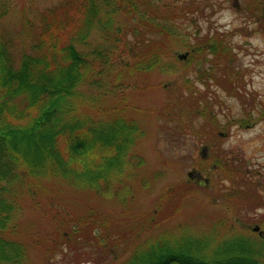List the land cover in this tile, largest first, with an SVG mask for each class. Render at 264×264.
Instances as JSON below:
<instances>
[{"label":"trees","instance_id":"trees-1","mask_svg":"<svg viewBox=\"0 0 264 264\" xmlns=\"http://www.w3.org/2000/svg\"><path fill=\"white\" fill-rule=\"evenodd\" d=\"M25 3L32 10L27 21L34 29L15 38L16 29L8 27V19L17 4ZM35 3L0 0V264H30V245L17 236V197L23 191L38 193L40 184L50 190L66 186L89 201L111 200L126 212L113 217L91 206L76 218L68 213L59 216L57 240L46 249L49 254L62 243L77 240L81 248L98 246L106 253L105 262L108 253L116 258L119 250L127 251L116 264H264V238L245 237L234 231L233 223L218 222L207 231L192 233L174 220L158 230L197 195L193 182H172L142 212L130 213V202L148 193L162 173L148 167L144 152L138 150L145 129L129 111L145 110L128 104L124 96L110 103L113 97L107 95L129 85L136 72L176 71L175 86L191 90L168 92L181 94L185 103L174 110L190 116L192 129L206 128L218 136L219 126L209 121L213 114L203 108L200 88H212V82L218 86L221 78L234 82L240 77L229 67L230 51L220 30L214 29L207 40L201 34L191 42L201 31L197 16L212 10V3L58 0L39 7ZM127 47L130 60L116 51ZM178 48L187 51L186 58L177 56ZM114 55V63L120 65L114 68L118 70L114 79L110 72L99 90L85 88L111 68ZM208 153L215 167L228 166L226 178L234 180L235 158L223 163L213 144ZM205 161L202 156L200 170L209 169ZM236 191L227 194L230 205ZM216 225L225 232H217Z\"/></svg>","mask_w":264,"mask_h":264},{"label":"rangeland","instance_id":"rangeland-1","mask_svg":"<svg viewBox=\"0 0 264 264\" xmlns=\"http://www.w3.org/2000/svg\"><path fill=\"white\" fill-rule=\"evenodd\" d=\"M56 1L58 0H36L35 6L39 7L41 4L47 5ZM198 1L203 4L212 3V10L206 9L205 16H201L203 14L197 16L200 18L197 23V26L200 24V34H208L220 28L234 31L242 25L241 20L244 14L241 13L243 12L236 9L230 10L233 0ZM238 2L240 5L247 4L248 1L238 0ZM32 16V10L27 3L16 5L8 19V27L16 29L13 35L15 38H20L21 32L24 35L34 29L31 22L27 21L32 19ZM259 18L261 22H264V17ZM253 27L256 29L257 25H251L249 22L244 26L247 29H244L245 32L241 36L236 34L232 37L236 50L239 52L237 61L243 68L240 90L236 88L235 82L221 78L220 85L217 86L212 82V88L201 86L199 91L203 94L201 95L203 108L207 107L208 111L210 109L212 111L213 115L209 121L219 126L218 136H212L206 128L192 129L188 124L191 122V119H188L190 116H186L185 113L179 116L174 110L177 106H184L185 103L181 94L168 92L172 88L181 90L185 94H187L186 91L191 90L188 86L186 90L184 87L175 86L173 80L177 77L176 71L160 72L152 69L144 73L136 72L130 75L133 77L129 79V85L116 93L113 91L114 96L107 95V97H113V100H109L110 103L124 96L128 104L145 110V113L129 111L130 115L139 118L145 129V135L142 142L138 144V150L144 152L148 167L162 173L148 193H141L130 202V213L142 212L150 206L153 198L159 196L163 188L172 182L187 180L198 186V193H195L197 195L190 197V200L188 199L180 211L173 216L174 218L169 219V224L160 226L158 230L172 225L174 220L186 225L192 233L207 231L218 222L225 223V226L229 222L233 223V227L235 226V232L253 240H263L261 238L264 236H260L252 227L257 224L264 230V26L262 28L259 26L257 32ZM250 29H252L250 33L246 32ZM200 34L197 33L195 39L200 37ZM207 37L204 38L207 40ZM193 41L192 38L191 42ZM182 50L178 48L177 52L181 53ZM116 51L124 60H130V47L118 48ZM114 56L111 63L115 62L116 55ZM171 57L175 60L174 56L171 55ZM118 67L120 65L114 63L111 68H106L98 76L96 82L85 83L84 87L94 91L99 90L106 80V74L111 72L112 81L115 72L118 71L114 68ZM167 84L168 86H165ZM144 85L147 87L144 88ZM181 120L182 123L179 122ZM205 126L208 127V125ZM226 130L229 131L225 139L220 133ZM210 144L215 145L222 157L224 152L229 156L231 152L233 157H236V162L233 164H236L238 172L234 174V180L228 181L226 178L228 166L226 169L214 166L212 159L208 158L209 153L206 154L208 156H203L206 160L203 164L208 165L209 169H201L202 171L199 169L203 154L201 148L209 147ZM225 147L227 150H223ZM229 161L231 158L228 159ZM247 168L248 173L245 172ZM192 169L200 175L189 178L187 174ZM247 182H252L250 188L254 192L249 193L246 192L247 189H242L248 187ZM40 185L42 189L38 193L32 195L23 191L17 197V236L19 235L30 245V264H96L99 259L102 263L97 264H116L125 257L127 251L119 250L116 258L112 252L108 253L105 262L106 253L98 246L92 244L81 248L78 247L80 244L77 240L69 245L62 243L53 253L46 252L52 240H57L54 235H57L55 226L59 216L63 218L64 214L68 213L76 218L87 213L91 206H96L99 209L97 211L111 213L113 217H123L126 212L119 205L110 203L111 200L99 202V199L93 198L91 202L86 200L82 193L71 192L72 190L66 186L60 185L50 190L43 184ZM233 189L237 190L236 197H234V204L230 205L227 194ZM233 206H238V211L232 208ZM184 225L181 228H184ZM216 226L217 232L224 230L221 225ZM223 232L218 233L219 236ZM220 238L222 239V237L216 239ZM122 247L123 245L119 249ZM86 251L87 255H85Z\"/></svg>","mask_w":264,"mask_h":264},{"label":"flooded vegetation","instance_id":"flooded-vegetation-1","mask_svg":"<svg viewBox=\"0 0 264 264\" xmlns=\"http://www.w3.org/2000/svg\"><path fill=\"white\" fill-rule=\"evenodd\" d=\"M247 1H248L247 4H240L239 5L238 0H233L230 4V7H231L230 10H232V9L240 10L241 12H243L241 14L242 15L244 14L242 16V20H241V22L243 21L242 25H240L239 28L234 29V31L223 30L220 28V33H223L226 35L225 39H226L227 44L229 46V47L227 46L228 50L230 51V54H229L230 57L228 59L229 67L232 71L237 72L239 77H240L234 81L237 84L236 88L238 90H240V87L242 86L241 76H243V68L239 65V62L237 61L239 52H238V50H236L235 44L232 41V37L236 34L241 36V34H243L245 32L244 29H247V28H244V26L247 25L249 22L251 23V25H257L256 29H254L255 27H253L255 32H257V29H259V26H260V28H262V26H264V22H261L260 18H259L260 16L264 17V0H247ZM253 2L255 3V7L250 9V4ZM260 5H261L262 9L260 8ZM258 14H260V16H258ZM204 16H205V14H204ZM251 30L252 29L247 30L246 32L250 33ZM211 33L212 32H209L208 34L205 33L202 36H209L210 37L212 35ZM263 34H264V31H263ZM193 42H195V38H194ZM183 51H186V50H183ZM184 57L186 58V56H184ZM241 65L243 66L242 62H241ZM226 82H228V81H226ZM226 85H228V84H226ZM252 124H254V122ZM246 125L248 126V124H246ZM228 131L229 130L222 131L220 134L226 139V137L228 135ZM223 150H227V148L225 147V149H223ZM208 151H209V147H207V146L201 148V152H203V156H208V155H206L208 153ZM229 158H231V159L235 158L234 162H236V157H233V154L231 152H230V156L228 154H225V152H224V154H223L224 163H227ZM245 172L248 173V168L245 170ZM228 181H230V180H228ZM251 185H252V182H250V183L247 182L248 187L242 188V189H247L246 192H249V193L254 192L252 190V188H250ZM252 195H254V194H252Z\"/></svg>","mask_w":264,"mask_h":264},{"label":"water","instance_id":"water-1","mask_svg":"<svg viewBox=\"0 0 264 264\" xmlns=\"http://www.w3.org/2000/svg\"><path fill=\"white\" fill-rule=\"evenodd\" d=\"M185 55H186V53L179 54L180 57L185 56ZM194 174L197 175V176L200 175L199 172L195 171V169H192V170H190L188 172L189 176H192ZM254 230H258V226L257 225L254 227ZM259 233L264 235V232H262V231H259Z\"/></svg>","mask_w":264,"mask_h":264}]
</instances>
